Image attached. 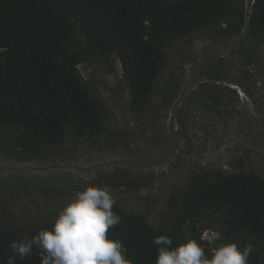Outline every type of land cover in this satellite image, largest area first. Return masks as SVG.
I'll return each mask as SVG.
<instances>
[{
    "label": "trees",
    "instance_id": "obj_1",
    "mask_svg": "<svg viewBox=\"0 0 264 264\" xmlns=\"http://www.w3.org/2000/svg\"><path fill=\"white\" fill-rule=\"evenodd\" d=\"M247 12L245 0H0V150L44 161L68 136L93 142L108 136L110 113L84 84L78 66L111 67L115 57L132 116L147 130L167 112L179 138L169 144V158L177 154L169 164H186L179 142L190 154L195 114L221 118L240 101L234 89L203 76L195 90L181 87L168 51L183 53L176 44L191 38L221 41L241 32V42L264 44V0H253L246 21ZM206 65L199 62L194 71ZM237 164L231 172L171 174L164 187L167 216L158 226L116 203L121 223L109 238L123 242L132 264H155L152 240L161 234L172 239L173 248L195 240L209 257L227 242L251 244L248 264H264V176L243 167V160ZM45 191L37 183L22 189L0 184V264L12 254L10 241L50 227L58 212L31 200ZM205 232L216 235L213 244L204 240ZM16 264H40L37 250Z\"/></svg>",
    "mask_w": 264,
    "mask_h": 264
},
{
    "label": "rangeland",
    "instance_id": "obj_2",
    "mask_svg": "<svg viewBox=\"0 0 264 264\" xmlns=\"http://www.w3.org/2000/svg\"><path fill=\"white\" fill-rule=\"evenodd\" d=\"M252 3L245 0L246 21ZM242 37L243 32L221 41L191 38L176 44L183 53L176 47L168 51L170 70L180 75L181 87L195 90L203 76L212 84L234 89L240 101L235 103V112H225L221 118L205 112L195 114L190 154L179 142V154L186 164H169L177 155L169 158V144L179 138L167 112L147 130L132 116L121 64L112 57L111 67L96 63L78 66L84 84L110 113L109 135L94 142L68 136L62 149L44 161H24L0 150V184L9 189L44 185L46 194L31 200L57 212L86 186L107 185L116 203L158 226L167 216L164 187L171 174L180 176L201 168L231 172L241 167L237 161L243 160V167L264 176V44H247L240 41ZM199 62L208 65L198 73L194 65ZM236 112L240 115L235 119L232 115ZM27 201L25 198L22 203ZM203 238L213 244L216 235L205 232Z\"/></svg>",
    "mask_w": 264,
    "mask_h": 264
},
{
    "label": "clouds",
    "instance_id": "obj_3",
    "mask_svg": "<svg viewBox=\"0 0 264 264\" xmlns=\"http://www.w3.org/2000/svg\"><path fill=\"white\" fill-rule=\"evenodd\" d=\"M110 186L88 185L77 191L51 220L50 227L39 229L9 243L11 255L6 264L25 261L37 250L40 264H132L127 247L109 238V230L121 223L113 211L116 200ZM157 246L155 264H248L251 244L240 247L227 242L216 247L211 256L195 240L172 247L168 235L153 237Z\"/></svg>",
    "mask_w": 264,
    "mask_h": 264
}]
</instances>
